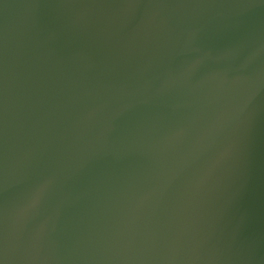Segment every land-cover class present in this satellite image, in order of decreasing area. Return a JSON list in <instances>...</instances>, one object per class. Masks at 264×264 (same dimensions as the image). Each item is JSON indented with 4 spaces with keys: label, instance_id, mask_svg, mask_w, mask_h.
Returning <instances> with one entry per match:
<instances>
[{
    "label": "water",
    "instance_id": "95a60500",
    "mask_svg": "<svg viewBox=\"0 0 264 264\" xmlns=\"http://www.w3.org/2000/svg\"><path fill=\"white\" fill-rule=\"evenodd\" d=\"M0 264H264V0H0Z\"/></svg>",
    "mask_w": 264,
    "mask_h": 264
}]
</instances>
